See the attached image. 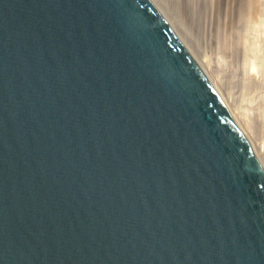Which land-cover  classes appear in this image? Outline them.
Segmentation results:
<instances>
[{
	"label": "water",
	"instance_id": "1",
	"mask_svg": "<svg viewBox=\"0 0 264 264\" xmlns=\"http://www.w3.org/2000/svg\"><path fill=\"white\" fill-rule=\"evenodd\" d=\"M0 264H264V159L160 0H0Z\"/></svg>",
	"mask_w": 264,
	"mask_h": 264
},
{
	"label": "bare ground",
	"instance_id": "2",
	"mask_svg": "<svg viewBox=\"0 0 264 264\" xmlns=\"http://www.w3.org/2000/svg\"><path fill=\"white\" fill-rule=\"evenodd\" d=\"M160 1L180 27L188 43L192 44V49L195 48L207 60L227 93L229 103L259 145L264 159V50L261 48L262 54L258 51L264 45V35L257 34L259 36L254 38L255 42L249 44V47L246 44L242 48H234L216 33L214 20L212 22L208 11L209 3L207 5L205 2L199 13H189L185 11L184 0ZM242 3L246 22L250 24L264 21V0H242Z\"/></svg>",
	"mask_w": 264,
	"mask_h": 264
},
{
	"label": "rangeland",
	"instance_id": "3",
	"mask_svg": "<svg viewBox=\"0 0 264 264\" xmlns=\"http://www.w3.org/2000/svg\"><path fill=\"white\" fill-rule=\"evenodd\" d=\"M194 1L196 2L194 3ZM205 2L207 5L209 3L208 11L212 22L214 20L213 25L216 27V33L218 32L221 38L227 40L226 43L228 42L227 44L231 47L242 48L246 44H248L246 47H249V44L255 42L254 38L259 36L257 34L264 35V21L257 23L252 22L249 24L248 21L246 22V19H244L246 16L245 11H243L245 7L243 6L242 0H188L187 2L184 0V4L186 5L185 11H189V13L190 11L199 13ZM186 3H188L189 6H187L188 4ZM200 4L201 6H199ZM189 44L192 47V44ZM261 48L264 50V45L258 48L260 49L258 51H261L260 53L262 54L263 50ZM193 50H195V48H193Z\"/></svg>",
	"mask_w": 264,
	"mask_h": 264
}]
</instances>
